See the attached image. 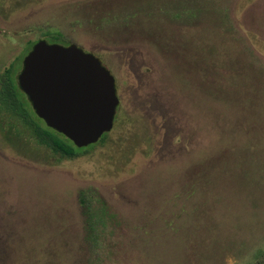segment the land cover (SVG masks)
<instances>
[{
	"label": "rangeland",
	"instance_id": "rangeland-1",
	"mask_svg": "<svg viewBox=\"0 0 264 264\" xmlns=\"http://www.w3.org/2000/svg\"><path fill=\"white\" fill-rule=\"evenodd\" d=\"M38 41L119 104L74 159L0 107V264H264V0H0V74Z\"/></svg>",
	"mask_w": 264,
	"mask_h": 264
},
{
	"label": "water",
	"instance_id": "water-1",
	"mask_svg": "<svg viewBox=\"0 0 264 264\" xmlns=\"http://www.w3.org/2000/svg\"><path fill=\"white\" fill-rule=\"evenodd\" d=\"M17 82L35 115L75 147L93 145L112 130L119 104L114 77L76 45L38 41Z\"/></svg>",
	"mask_w": 264,
	"mask_h": 264
},
{
	"label": "trees",
	"instance_id": "trees-1",
	"mask_svg": "<svg viewBox=\"0 0 264 264\" xmlns=\"http://www.w3.org/2000/svg\"><path fill=\"white\" fill-rule=\"evenodd\" d=\"M59 36L60 35H55L52 39L58 40ZM33 44L34 43H31L30 46ZM12 68L13 65L0 74V107L20 118L23 123L29 127L32 136L39 145L50 150V152L62 159H74L96 144L79 149L67 138L48 128L39 120L31 109L28 100L20 90L16 71ZM107 134L108 133L104 134L98 142L103 143Z\"/></svg>",
	"mask_w": 264,
	"mask_h": 264
},
{
	"label": "flooded vegetation",
	"instance_id": "flooded-vegetation-1",
	"mask_svg": "<svg viewBox=\"0 0 264 264\" xmlns=\"http://www.w3.org/2000/svg\"><path fill=\"white\" fill-rule=\"evenodd\" d=\"M69 46V45H68ZM67 46V47H68ZM83 51V50H82ZM87 53V52H86ZM24 94V93H23ZM25 96V95H24ZM25 98L28 100V98L25 96ZM28 103H29V105H30V107H31V109H32V106H31V103L29 102V100H28ZM33 110V109H32ZM34 112V111H33ZM37 117V116H36ZM38 118V117H37ZM39 119V118H38ZM39 120H41V119H39ZM42 121V120H41ZM43 122V121H42ZM44 123V122H43Z\"/></svg>",
	"mask_w": 264,
	"mask_h": 264
}]
</instances>
